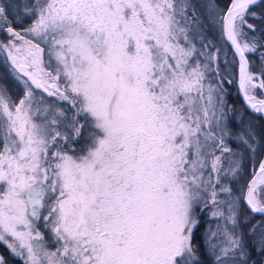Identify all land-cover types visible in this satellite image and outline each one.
Wrapping results in <instances>:
<instances>
[{
  "label": "snow or ice",
  "instance_id": "6c2138e0",
  "mask_svg": "<svg viewBox=\"0 0 264 264\" xmlns=\"http://www.w3.org/2000/svg\"><path fill=\"white\" fill-rule=\"evenodd\" d=\"M0 52V264H264V0H0Z\"/></svg>",
  "mask_w": 264,
  "mask_h": 264
},
{
  "label": "trees",
  "instance_id": "16d2710c",
  "mask_svg": "<svg viewBox=\"0 0 264 264\" xmlns=\"http://www.w3.org/2000/svg\"><path fill=\"white\" fill-rule=\"evenodd\" d=\"M221 2H223V0H221ZM4 58L5 56H3L1 53H0V79H3L4 76H5V67H4ZM230 90V94H231V98H233L232 100V104H238V110L240 112H243L244 113V119L245 120H248L251 118L252 122L254 123V125L256 126L257 128V131L258 133H264V119H260V116H256L252 113H250L249 111H247L242 102H241V99L238 97V94H237V86H231L229 88ZM13 91L15 92L16 90L13 89ZM247 163V161H246ZM254 167H252L251 163L249 162V164H245L244 165V174H245V178L243 179V181H246L248 176L251 174L252 170H253Z\"/></svg>",
  "mask_w": 264,
  "mask_h": 264
},
{
  "label": "rangeland",
  "instance_id": "374dc122",
  "mask_svg": "<svg viewBox=\"0 0 264 264\" xmlns=\"http://www.w3.org/2000/svg\"><path fill=\"white\" fill-rule=\"evenodd\" d=\"M25 26H27V25H25ZM0 53H1L3 56L6 55V54L3 53V52H0ZM231 86H235V84H233V85H231ZM231 86H229V88H230ZM237 94H238V97L240 98L238 88H237ZM230 96H231V94H230V90H229V94H228V96H227V98H226V99H227V102H228L229 105H231L232 107H234L235 109L238 110V109H239V108H238V104H235V103L232 104L231 102H232L233 98H231ZM50 99H51V98H50ZM240 99H241V98H240ZM241 102H242V100H241ZM242 104H243V102H242ZM243 106H244V104H243ZM244 108L246 109L245 106H244ZM246 110H247V109H246ZM247 111H248V110H247ZM250 113H251V112H250ZM246 161H247V163H246ZM249 162L251 163L252 167H254V162L251 161V160H247V159L245 160L244 165H245V164H249ZM249 176H250V175H249ZM249 176H248V178H249ZM244 178H245V174H243V178H242V181H241L242 183L244 182V181H243ZM248 178H247V179H248ZM12 264H20V262H19L18 260H13V261H12Z\"/></svg>",
  "mask_w": 264,
  "mask_h": 264
},
{
  "label": "water",
  "instance_id": "95a60500",
  "mask_svg": "<svg viewBox=\"0 0 264 264\" xmlns=\"http://www.w3.org/2000/svg\"><path fill=\"white\" fill-rule=\"evenodd\" d=\"M239 96H240V98H241V100H242L244 106L246 107V109H247L249 112H251L252 114H254V115H256V116H261V114L253 113L250 109L247 108L246 102L244 101L243 96H242L241 93H239Z\"/></svg>",
  "mask_w": 264,
  "mask_h": 264
}]
</instances>
